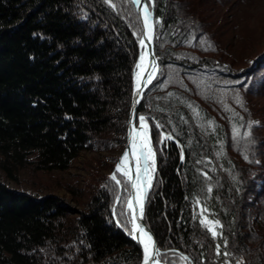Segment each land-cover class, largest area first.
<instances>
[{"label":"trees","instance_id":"16d2710c","mask_svg":"<svg viewBox=\"0 0 264 264\" xmlns=\"http://www.w3.org/2000/svg\"><path fill=\"white\" fill-rule=\"evenodd\" d=\"M153 1L158 71L136 117L155 152L144 221L159 259L264 264V50L238 67L210 0ZM139 36L130 0H0V174L17 183L22 172L66 171L83 151L122 148ZM109 178L88 184L80 210L0 179V264H138L127 183ZM197 201L220 221L218 240Z\"/></svg>","mask_w":264,"mask_h":264},{"label":"rangeland","instance_id":"374dc122","mask_svg":"<svg viewBox=\"0 0 264 264\" xmlns=\"http://www.w3.org/2000/svg\"><path fill=\"white\" fill-rule=\"evenodd\" d=\"M208 12L216 20L221 48L236 66L247 65L256 53L264 50V0H210ZM252 101L259 106L263 103ZM122 148H111L107 151H83L66 171L38 172L34 177L22 172L17 183L3 174H0V179L10 189L37 197L54 195L60 198L67 207L80 210L81 205L77 202L85 200L88 184H92L95 177H110L113 174ZM119 175L123 176L117 173V177ZM153 176L154 173L151 183ZM69 190L78 192L82 197L75 200L76 197ZM203 208L200 204L197 206L199 220L207 216L208 219L216 221L210 218L207 212L204 216L200 215ZM216 231L218 236L212 237L218 240L221 236L219 226Z\"/></svg>","mask_w":264,"mask_h":264},{"label":"snow or ice","instance_id":"6c2138e0","mask_svg":"<svg viewBox=\"0 0 264 264\" xmlns=\"http://www.w3.org/2000/svg\"><path fill=\"white\" fill-rule=\"evenodd\" d=\"M106 2H108V0H106ZM131 2L137 7H139L142 11L143 28L145 31H143L141 38L139 39V43L142 48L147 49L148 45L145 44V38L149 42H151L154 35V23L152 20V12L149 10L151 6V0H148V2H143V0H131ZM112 7H115V5H112ZM155 23L158 24L159 20H157ZM202 42L206 43V41ZM209 47H211V45H209ZM148 56L149 53L147 51L141 52L140 62L136 64V68L138 69L136 74L137 96L142 95L140 90L141 80L144 81V86L146 87L155 78L158 69V66L156 65L154 60L148 61ZM149 66L151 67V71H147V77L145 78L144 72L148 69ZM236 102L243 106L239 98H237ZM139 121L140 131H137L136 128L133 127L129 133L130 152L127 150L125 151L120 161L116 164V168L109 179L115 181L117 185H120L121 181L117 179V173H120L124 177H126L125 183H129L131 185L133 193L131 194L130 198L126 201L127 214L130 215L129 222L132 224L130 234L132 235L133 239H136L143 246V264H160V250L156 247L155 241L153 240V236L150 234V230H146L144 227L136 223L137 219L143 218V201L146 198V190L151 187L152 175L156 170L155 152L152 149L151 139L148 135V125L146 122V118L144 116H140ZM209 123L213 124L214 122L209 121ZM253 123L257 122H250L248 125L249 129L252 127ZM157 127H161V125L158 124ZM234 132L237 137L241 136L239 129H234ZM243 136L250 137V131L244 132ZM165 139H172V136L169 135L167 137H164V139H162L160 143H163ZM130 154L131 159L135 161L136 165L134 179L132 175V169L129 167L128 163L130 160ZM245 159H248V157L245 156ZM205 175H207V173H205ZM211 190V188L208 189L209 192ZM119 201L120 198L117 197V202ZM133 201H135V205L139 207V214H137V208L134 207ZM196 203L197 205H199L200 202L197 201ZM207 211L208 210L206 208H203L201 210L200 215L204 216V213ZM121 214L124 215L125 213ZM117 223H119V221H117ZM200 223L203 224L209 232H211V235L214 238L218 236V232L216 231L217 227H222V225H220L219 220L212 221L208 219L207 216H204ZM137 232L139 233L138 236ZM219 235L222 236V233H220ZM224 243L226 244V241H224ZM216 254L221 255V246L219 244L216 245ZM223 255L228 256L230 254L225 251ZM180 258L183 260H188V257L185 256H181Z\"/></svg>","mask_w":264,"mask_h":264},{"label":"water","instance_id":"95a60500","mask_svg":"<svg viewBox=\"0 0 264 264\" xmlns=\"http://www.w3.org/2000/svg\"><path fill=\"white\" fill-rule=\"evenodd\" d=\"M143 2H148V0H143ZM132 5L134 7V10H135V12L137 14L138 21H139V27H140L139 39H140L143 31H145L144 28H143V14H142V11H141V9L139 7H137L133 3H132ZM149 10L152 12V20H153V23H154V1L153 0H151V6H150ZM153 34L155 35V23H154V28H153ZM154 35H153V39H152L151 42H149L145 38V44L148 45L147 49L142 48L140 43H139V41H138V56H137V60L135 62L134 68H133L130 103H129L128 116H127V120H126L125 137H124L125 142H124V145H123V148H122V152H121L122 156H123V154L125 153L126 150L130 152V136H129V133L132 130V128L135 127L137 131H140V127H139L140 121H137L136 110H137V108H138V106H139V104L141 102V99L143 97V94H144L145 90L152 83L151 82L150 84H148L145 87L144 86V81L141 80V82H140L141 83V89L140 90H141L142 95L141 96H137L136 95V92H137V88H136V85H137L136 74H137V71H138L137 68H136V64H137L138 60L140 59L141 52L147 51L149 53L148 61H153L154 60V62L158 66L157 58H156L155 52H154ZM147 71H151V67L150 66L144 72V77L145 78L147 77ZM157 71H158V69H157ZM156 74H157V72H156ZM137 101H139V102H137ZM119 161H120V158H119L118 162ZM128 163H129V167L132 169V175H133V179H134L135 178V167H136V165H135V161H133L131 159V154H130V160H129ZM128 187H129V193H128V199H129L131 194L133 193V189L131 188V185L129 183H128ZM148 193H149V188L146 190V198L143 201V218L142 219H137V221H136V223H138L139 225L144 227L146 230H150L148 228V226L145 224V221H144V209H145V206H146V203H147ZM133 203H134V207L137 208V214H139V207L135 205V201H133ZM131 229H132V224H131ZM150 234L153 236V240L155 241L156 247L158 248L155 235L153 234V232L151 230H150ZM138 235H139V233L137 232V236ZM132 240H134L137 243V245H138V247L140 249V252H141V259H140V262L138 264H143V246L136 239H133V237H132ZM160 264H164V263L162 261H160Z\"/></svg>","mask_w":264,"mask_h":264},{"label":"bare ground","instance_id":"6f19581e","mask_svg":"<svg viewBox=\"0 0 264 264\" xmlns=\"http://www.w3.org/2000/svg\"><path fill=\"white\" fill-rule=\"evenodd\" d=\"M140 62V59L138 60V62L137 63H139ZM138 70V69H137ZM121 157H122V155H120V159H121ZM142 245V244H141Z\"/></svg>","mask_w":264,"mask_h":264}]
</instances>
